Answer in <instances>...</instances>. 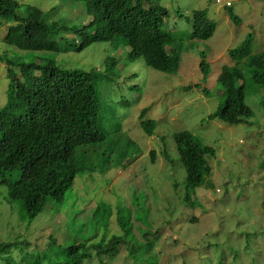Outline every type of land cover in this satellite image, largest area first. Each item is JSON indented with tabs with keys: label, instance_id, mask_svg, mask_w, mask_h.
<instances>
[{
	"label": "rangeland",
	"instance_id": "1",
	"mask_svg": "<svg viewBox=\"0 0 264 264\" xmlns=\"http://www.w3.org/2000/svg\"><path fill=\"white\" fill-rule=\"evenodd\" d=\"M18 1L37 6L47 13L46 22L63 27L78 28L89 21L83 0ZM224 1L231 6L224 7L216 0H131L142 8L159 5L166 10L163 29L183 45L175 75L153 71L140 59L128 67V47L120 38L113 44L97 42L78 51L72 32L61 30L53 37L62 52L23 51L3 40L10 23H0V110L7 104L9 76H22L23 64L44 65L50 60L63 69L103 70L105 58L110 57L118 67L108 75L113 81L107 78L97 86L104 102L102 110L108 116H118L122 131L141 149V154L125 163L124 170L111 169L107 178L98 176L90 181V193L86 185L83 188L84 176H78L60 206L49 201L34 219L26 216L21 202L11 200L7 186L1 185L0 264H63L70 261L65 249L82 244L89 247L87 264H97L101 258L107 260L105 264H134L128 255L134 245L140 246L141 254L147 253L145 264H264V84L258 86L252 79L255 64L264 62V0ZM23 8L19 14L23 15ZM199 10H205L215 24L213 36L206 41L191 39L192 13ZM249 34L253 41L248 50L231 56L229 50ZM75 41L78 44L81 39ZM202 52L206 79L199 65ZM224 65L243 73L246 123L228 125L208 119L223 104L217 77ZM260 72L264 75V70ZM136 84L142 89L141 99L128 107L136 93L130 87ZM188 86L191 88L184 91ZM146 107H150L147 118L157 121L151 136L139 127V112ZM182 131L214 149L208 160L211 174L194 191V209L179 197L184 190L183 169L164 156L173 149V134ZM133 192L145 194L143 210L148 212L141 219L137 206L131 205ZM87 197L92 199L89 209ZM98 204L108 207L96 215L107 224V229H97V233L91 214ZM74 215L76 219L71 220ZM58 216H70V220L58 222ZM74 226L78 230H73ZM112 234L120 239L115 256L109 259L93 246L104 247L108 242L101 243L102 237L109 239Z\"/></svg>",
	"mask_w": 264,
	"mask_h": 264
},
{
	"label": "trees",
	"instance_id": "2",
	"mask_svg": "<svg viewBox=\"0 0 264 264\" xmlns=\"http://www.w3.org/2000/svg\"><path fill=\"white\" fill-rule=\"evenodd\" d=\"M83 1L89 21L81 27L69 28L46 22L47 13L35 5L21 4L18 0H0V23H10L3 40L23 51L60 53L63 49L58 46L53 35L61 30L72 32L74 43L75 38L81 39L78 44L75 43L78 51L93 42L113 44L120 38L124 47H128L125 60L128 61V67L140 59L147 68L156 72L166 75L178 72L183 45L172 37V33L163 29L164 8L159 5L142 8L132 5L131 0ZM21 8L24 10L23 15L18 13ZM229 14L233 21H238L233 13ZM191 27L193 40L206 41L215 32V24L205 10L192 13ZM252 41L249 34L243 43L229 50V54L237 56L246 52ZM202 54L199 65L206 79L207 63L204 60L205 53ZM117 67V61L110 57L104 62L103 70L88 72L63 69L48 60L44 65L23 64L20 66L22 76H9L7 104L0 110V186H7L9 198L21 202L28 218L38 217L49 201L60 206L65 195L73 189L78 176H84L83 188L86 185L87 193H90L93 188L90 181L98 179V176L107 178L111 169L124 170L127 161L141 154V149L122 131L121 119L116 115L108 116L102 110L104 102L97 86L106 81L109 74L117 71ZM254 68V84L263 85L264 75L260 71L264 70V62L259 60ZM36 71L39 75H33ZM122 82H127V78ZM217 82L223 90L224 100L208 119H218L228 125L246 123L243 119L246 111L242 71L224 65ZM130 88H135L136 93L127 102L128 107L136 105L142 96L138 84ZM149 110L150 107L141 109L138 116L139 127L147 136H151L157 126L156 120L147 118ZM172 138L173 149L164 152V156L169 163H179V169H183L184 190L179 197L181 202L194 209L192 197L196 202L194 191L211 174L208 160L214 155V149L200 143L187 131L176 132ZM150 155L154 162V151ZM173 185L177 187L178 182L175 181ZM144 197L143 193L133 192L131 205L137 206L141 214L139 219L148 212L143 210L147 205ZM91 200L90 197L85 200L88 209ZM107 207L98 204L93 208L91 220L95 226L94 232L100 228L107 229V224L96 218L100 211H107ZM58 211L54 214L57 215ZM76 217L74 215L71 220ZM65 220L69 221L70 216H58V222ZM72 229L78 230V227ZM119 239V235L112 234L109 239L106 235L101 240V243L108 242L104 247H93L100 255L112 259ZM65 250L70 261L63 264H87L84 261L89 247L82 244ZM128 255L133 258L134 264L146 262L147 253L141 254L139 245H134ZM105 261L101 258L97 264H105ZM17 264L41 263L27 261Z\"/></svg>",
	"mask_w": 264,
	"mask_h": 264
},
{
	"label": "clouds",
	"instance_id": "3",
	"mask_svg": "<svg viewBox=\"0 0 264 264\" xmlns=\"http://www.w3.org/2000/svg\"><path fill=\"white\" fill-rule=\"evenodd\" d=\"M227 2L229 3L228 5H227ZM216 3H217V4H220V5H223L224 7H230V6H231V3H230L229 1H224V0H222L221 2L218 3L217 0H216ZM75 43H76V41H75ZM93 43H95V42H93ZM76 44H77V43H76ZM91 44H92V43H91ZM91 44H90V45H91ZM88 46H89V45H88ZM85 48H86V47H85ZM85 48H84V49H85ZM82 50H83V49H82ZM79 51H80V50H79ZM107 58H108V57H107ZM107 58H105L104 62L107 60ZM103 66H104V65H103ZM117 66H118V64H117ZM5 68L8 69V67H6V66H5ZM8 70H9V69H8ZM76 70H79V69H76ZM92 70H94V69H92ZM153 71H154V70H153ZM86 72H88V71H86ZM19 77H20V76H19ZM217 191H218V190H217ZM106 243H107V241H106ZM101 249H104V248H101Z\"/></svg>",
	"mask_w": 264,
	"mask_h": 264
},
{
	"label": "built area",
	"instance_id": "4",
	"mask_svg": "<svg viewBox=\"0 0 264 264\" xmlns=\"http://www.w3.org/2000/svg\"><path fill=\"white\" fill-rule=\"evenodd\" d=\"M222 0H217V2L219 3V2H221ZM229 3L227 2V5H228Z\"/></svg>",
	"mask_w": 264,
	"mask_h": 264
}]
</instances>
